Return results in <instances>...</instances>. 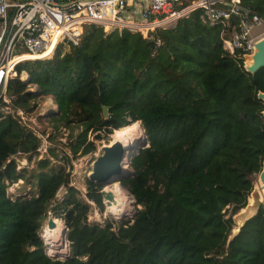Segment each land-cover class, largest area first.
<instances>
[{"label":"trees","instance_id":"obj_1","mask_svg":"<svg viewBox=\"0 0 264 264\" xmlns=\"http://www.w3.org/2000/svg\"><path fill=\"white\" fill-rule=\"evenodd\" d=\"M226 2L214 6L229 10ZM238 5L248 9L243 18L264 20V0ZM201 14L163 29L168 44L154 53L145 43L165 40L159 27L143 40L126 28L85 24L78 45L62 43L48 58L15 66L6 89L12 109L30 116L50 97L58 108L47 116L55 128L79 129L72 157L94 152L96 140L136 121L148 146L130 160L134 175L120 180L140 206L133 221L90 223L91 204L49 158L70 156L59 158L49 146V157L33 158L40 143L33 126L0 110V264H264V203L229 238L264 163V67L245 70L250 51L223 46L231 31L240 32L241 16L209 26ZM21 156L31 168L20 167ZM18 180L29 189L10 194ZM85 183L86 198L101 212V186ZM62 186L67 191L57 199ZM52 210L63 214L68 258L44 251L39 231Z\"/></svg>","mask_w":264,"mask_h":264},{"label":"built area","instance_id":"obj_2","mask_svg":"<svg viewBox=\"0 0 264 264\" xmlns=\"http://www.w3.org/2000/svg\"><path fill=\"white\" fill-rule=\"evenodd\" d=\"M217 2L226 1L0 0V102L3 103L1 112H11L25 125L32 122L22 110L12 109L11 98L6 94L8 81L16 74L15 66L29 60L48 58L61 43L78 45L85 24H95L104 31L109 28H126L132 32H140L144 27L171 26L178 18L197 9H202L200 18L209 26L228 25L232 15L243 14L238 9L239 0L226 2L230 6L229 10L215 7ZM257 24H264V20L257 15L250 19L241 16L238 23L240 32L231 31V38L223 40L228 45V50L231 53L235 48L251 51V41L258 35L249 38V34ZM223 46L227 49L225 44ZM25 55L30 58L21 59ZM26 77L27 73L23 71L21 79ZM28 86L36 88L33 84ZM34 132L40 143L33 158L49 157V146L46 143L49 136H42L35 129ZM61 157L59 155V158ZM58 197L56 196L57 199L61 198Z\"/></svg>","mask_w":264,"mask_h":264},{"label":"rangeland","instance_id":"obj_3","mask_svg":"<svg viewBox=\"0 0 264 264\" xmlns=\"http://www.w3.org/2000/svg\"><path fill=\"white\" fill-rule=\"evenodd\" d=\"M133 9L135 10V6H134ZM159 28H160L161 35H162V37L165 40L156 39L154 41V43H153V47H150L149 43L146 42L145 44L147 46V49L151 53H154L157 50H159L162 46L167 45L168 41H169L166 38L165 34H163V31H164L163 29H165L166 27H159ZM153 29H155V28H153ZM153 29L146 30V32L140 31L139 34H140L141 39H143V37H146L148 35V33L151 32ZM263 34H264V24H257L250 31L249 38L250 37H255L257 35L258 36L255 37V38H258V37H260ZM223 44L226 45L227 49L229 48L228 45L225 42ZM61 46H62V43H61ZM243 59L245 60V54L243 55ZM243 66H244V68H246L245 65H244V61H243ZM56 108H57V105L53 102V100L50 97H48L46 99H43L41 102H39V110L35 111V113L33 115L26 116V118L28 117L33 122V123L32 122H29V123L31 124V126H33V128L38 133H40L42 136H43V134H47L49 136L46 139V143H47L48 146L56 147L55 152L58 154V156L59 155L62 156L63 153H66V155L68 154L70 156V161H68V162H66V161H64V162L57 161V159H54L53 156L51 157L50 160L53 163L57 162L59 164H62L65 167V171L69 174L70 185L74 186L79 191L80 195L88 203L91 204V208H90V210L88 212V221L90 223L103 224V222L105 220H110L111 223L113 224V226H115V225H117L120 222H123V221H126V220H131L130 219L131 215L133 214L135 208H138L139 206L136 207L134 205L133 197L122 186H121V188L129 196H131V198H132L131 202H130V207L131 208H130V210L127 211V213H128L127 216L128 217L124 218L123 220H116V218L113 215L107 213L106 207L109 204H106L104 200H103L104 209L100 212L98 210V208L95 206V204L92 201H90V200H88L86 198L87 186H86L85 180H86V178H88L87 176H88L89 172L91 171L92 162L100 154L101 146L108 145V144L111 143V134H109L107 137H104L101 140H96L95 141L96 142V150L94 152H91V153H88V154H85V155H78L77 157H72V155L70 154V150H69V144H71L72 140L74 139L73 135L76 134L77 132H79V129L76 128V127H73V128L64 127L62 124H59L58 127L55 128L54 122L49 121L47 116L50 115V114L55 113L56 112ZM52 111H54V112H52ZM37 114H40L41 118H37L36 117ZM71 135H72V137H71ZM87 138H88V140H91L93 138L92 133H88ZM48 154H49V151H48ZM17 162L20 165V167L24 166V164H25V166L28 164L27 161L24 160L22 156L17 158ZM21 162L23 164H21ZM27 166L29 168H31L32 164L27 165ZM258 173H256L253 176V187H252V190H251L250 194L247 197L246 205L243 208H241L237 213H235L233 215L234 227L231 230L229 238H231L238 231L239 227L242 225V223L246 219H248L250 216H252L255 213V211L257 210V208L259 206V204L260 203H264V194H263L262 200L256 201V202L252 201L253 202L252 206L249 205V199L250 198L253 199V197L255 195V192L257 191L255 183H256V179L258 177ZM28 189H29L28 185H26L22 180H18L16 182L10 184L7 187V191L10 194H23ZM66 191H67V189H66L65 186L61 187L58 190L56 196H59L58 198H60V197L62 198V196L66 193ZM48 217H51V218L55 217V213H54L53 210L49 211ZM55 218H59L62 221V224L64 223L63 222L64 221L63 214H61V216L55 217ZM45 226H46V223L39 231V236L42 238L43 241H44ZM44 242L46 243V241H44ZM44 251L45 252L47 251L46 253H48L47 245L45 246ZM70 256H71V254H70Z\"/></svg>","mask_w":264,"mask_h":264},{"label":"bare ground","instance_id":"obj_4","mask_svg":"<svg viewBox=\"0 0 264 264\" xmlns=\"http://www.w3.org/2000/svg\"><path fill=\"white\" fill-rule=\"evenodd\" d=\"M157 27H151L153 29ZM147 29V30H149ZM264 35V34H263ZM261 35L258 38H254L251 41V51L248 54H245L244 65L246 69L251 70L256 66L255 54L257 52V43L258 40L263 36ZM118 141L120 142L127 150L126 155L122 160V172L126 173L129 170L127 164L128 159L135 152L136 146H141L144 143V135L139 121L133 122L127 126L116 129L111 134V142ZM257 191L252 198L249 199V205L252 206L253 202L260 201L263 198L264 194V163L261 167L260 172L255 183ZM104 189L110 190L115 200L110 202L106 207L107 213L113 215L116 220H123L128 217L127 211L130 210L131 196H129L118 184L115 183H106ZM251 200V201H250ZM253 201V202H252ZM134 213V212H133ZM133 215V214H132ZM131 215V216H132ZM55 226L49 228L47 225L44 230V241L47 245V250L49 255H59L66 256L69 254V247L66 237L64 236V225L59 218H53ZM237 229V228H236ZM235 229V230H236ZM47 252V251H46Z\"/></svg>","mask_w":264,"mask_h":264},{"label":"water","instance_id":"obj_5","mask_svg":"<svg viewBox=\"0 0 264 264\" xmlns=\"http://www.w3.org/2000/svg\"><path fill=\"white\" fill-rule=\"evenodd\" d=\"M239 11L244 13L245 15L248 14V9L241 7L238 5ZM255 60H256V66L252 68L251 70H248L245 68V70L253 73L257 71L259 68L264 67V35L258 40L257 43V52L255 54ZM258 98L264 102V92L258 93ZM54 112V111H52ZM58 113V108H56V112ZM102 113L103 116H107V106L102 105ZM264 117V112H263ZM143 131V129H142ZM144 143L141 146L135 147V152L132 154V156L128 159V168L126 173L122 172V160L126 155V148L118 141H113L108 145L101 146L100 148V154L95 158V160L92 162V168L91 171L88 174V179L92 182H94L97 185L101 186L100 193L102 195L103 200L106 204H109L110 202L114 201V195L110 190L104 189L106 183H115L121 187L120 180L130 176L134 175V171L130 169V160L133 156L137 155L139 150L141 148L148 146V140L146 138V135L144 134ZM131 195V194H130ZM132 196V195H131ZM133 197V196H132ZM134 205L137 207V203L135 202V199L133 198ZM140 207V206H139ZM138 207V208H139ZM137 208H135L133 215L130 217L131 221H133L134 216L136 214ZM251 217V216H250ZM247 220V219H246ZM243 224V223H242ZM46 225L49 228H53L55 226V222L53 218L48 217L46 221ZM66 231L67 228L64 225V236L66 237ZM67 240V238H66ZM68 242V240H67ZM69 244V242H68ZM48 254V253H47ZM49 255V254H48ZM53 258H68L70 257V254H67L66 256H57V255H49Z\"/></svg>","mask_w":264,"mask_h":264}]
</instances>
